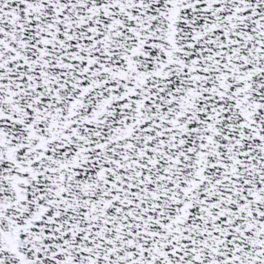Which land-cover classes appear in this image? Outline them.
Segmentation results:
<instances>
[{
	"label": "snow or ice",
	"instance_id": "obj_1",
	"mask_svg": "<svg viewBox=\"0 0 264 264\" xmlns=\"http://www.w3.org/2000/svg\"><path fill=\"white\" fill-rule=\"evenodd\" d=\"M0 264H264V0H0Z\"/></svg>",
	"mask_w": 264,
	"mask_h": 264
}]
</instances>
